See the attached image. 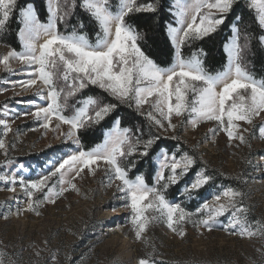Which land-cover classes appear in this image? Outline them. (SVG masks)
Instances as JSON below:
<instances>
[{
  "label": "snow or ice",
  "instance_id": "1",
  "mask_svg": "<svg viewBox=\"0 0 264 264\" xmlns=\"http://www.w3.org/2000/svg\"><path fill=\"white\" fill-rule=\"evenodd\" d=\"M46 2L44 22L32 4L17 9L18 0H0V32L5 31L15 14L21 25L18 39L22 46V50L9 51L0 58V63L10 70V60H16L30 70L26 80L10 82L11 86L18 83L27 89L36 85L37 80L46 86V92L37 93L47 102L45 106H37L35 100H29L26 102L30 106L28 111L13 115L16 118L32 115L46 130L55 120L53 131L63 135L65 140H71L77 151L68 154L53 170L37 179L0 174V183L12 192L19 184L28 200L27 207L18 209L15 214L30 211L41 215L40 209L45 203H56L69 190L79 192L74 180L85 169L95 175L103 164L108 186L114 181L120 182L116 187L125 201L124 206L130 210L129 223L135 239L152 249L138 259V264H157L155 246L145 238V233L155 224L165 225L180 237L186 235L184 226L188 223L209 232L220 227L241 238L264 235V224L257 221L254 228L248 223L249 209L243 204L246 193L240 188L229 186L216 194L211 202L203 201L195 210L167 198L168 188L179 184L190 171H194L193 178L182 191L186 199H192L214 180L206 166L195 171L198 158L193 154L177 155L171 150H160L153 183L149 184L142 173L130 176L139 159L149 156L150 150L162 138L159 134H149L145 138L141 129L137 128L134 133L131 128L121 127L120 120L116 119L102 142L84 150L80 141L81 130L99 125L124 104L144 115L150 128L175 131L173 117H184L185 123H190L193 128L202 122H215L218 128L211 130L213 136L222 130L229 143L238 140L249 144L239 122L251 125L254 118L264 113V79L256 78L249 71L246 54L253 39L264 45V34L255 37L245 30L242 36L239 25L234 24L231 38L224 45L225 66L218 71L205 66L203 49L197 48L187 57L183 54L185 47L218 31L237 0H175L176 26L167 24L174 59L167 65L158 63L144 51L145 33L128 19L134 13L157 12V2L116 0L113 5L110 0H79V6L97 25L91 37L82 31L83 24L81 30L73 27L70 32L60 28L77 8V0ZM249 7L255 11L258 26L264 32V0H250ZM42 37L45 39L40 43ZM93 86L115 102L89 95L69 104L70 98ZM145 105H149L146 113L141 111ZM0 107L4 109L2 115L8 117L7 105ZM69 107L72 110L66 114ZM63 125L68 126L66 132H61ZM0 127L4 137L12 131L7 119L0 118ZM258 131L259 137L264 139V125ZM8 147L0 138V150H4L5 156ZM11 163V160L5 161V165ZM53 177L56 178L54 181ZM36 193H43V197H37ZM10 214L3 218L8 219ZM226 214L231 218L224 223L220 218ZM56 255L52 253L53 262ZM5 257L6 253L0 250V264H13L10 257Z\"/></svg>",
  "mask_w": 264,
  "mask_h": 264
},
{
  "label": "rangeland",
  "instance_id": "2",
  "mask_svg": "<svg viewBox=\"0 0 264 264\" xmlns=\"http://www.w3.org/2000/svg\"><path fill=\"white\" fill-rule=\"evenodd\" d=\"M44 39L39 42L43 43ZM11 50L0 42V58ZM9 63L10 70L0 63V89H6L0 91V106L6 104L10 113L4 117V109L0 107V118L7 119L12 127L6 137L0 127V138L10 146L7 156L0 150V174L37 179L77 151V147L53 131L55 120L46 130L32 115L18 118L13 115L28 111L30 106L26 102L29 100H35L37 106H45L47 102L37 93L46 92V86L39 80L27 89L18 83L11 86L10 82L26 80L30 70L16 60ZM148 110L149 105H145L141 111ZM173 123L175 131L156 128L167 138L178 137L194 148L206 165L238 182L246 193L243 204L249 209L248 223L254 228L257 221L264 224V139L259 137L258 131L264 125V113L254 118L251 125L239 122L249 144L238 140L229 143L222 130L213 136L211 130L218 128L215 122H202L193 128L185 123L184 117H173ZM67 129L68 126L63 125L61 132ZM6 160L12 163L5 165ZM105 167L101 164L95 175L85 169L74 180L79 192L69 190L56 203H45L39 216L30 211L16 215L18 209L27 207L28 200L19 184L12 192L0 183V250L6 253L5 258L10 257L13 264H138V259L152 249L135 239L129 223L130 210L124 206L125 201L116 187L120 182L114 181L108 186ZM55 179L53 177V181ZM225 188L206 195L196 206L190 205L191 199H186L182 192L174 201L195 210L203 201L211 202ZM36 196L42 198L43 193ZM8 213H11L8 219H4L3 215ZM230 218V214H226L220 219L226 223ZM184 227L186 235L183 237L163 224H155L145 233V238L155 246L157 264H264V235L241 238L220 227L211 232L191 223ZM53 252L57 253L54 262Z\"/></svg>",
  "mask_w": 264,
  "mask_h": 264
},
{
  "label": "trees",
  "instance_id": "3",
  "mask_svg": "<svg viewBox=\"0 0 264 264\" xmlns=\"http://www.w3.org/2000/svg\"><path fill=\"white\" fill-rule=\"evenodd\" d=\"M77 2V8L73 10L66 22L60 24V28L62 31L66 28L70 32L73 27H76L77 30H81L80 25L83 24L82 31L86 32L91 37L96 31L97 25L79 6V0H77ZM110 2L113 5L116 4V0H110ZM138 2L158 3L157 12L134 13L131 14L128 19L140 31L145 33V39L142 42L144 51L158 63L167 65L174 59V49L167 34V24L172 23L173 26L175 25L172 7L173 0H138ZM27 4H32L36 8L41 20L46 22V0H18L17 9L22 8ZM249 4L250 1L248 0H237V3L233 6V10L228 14L225 24L220 26L218 31L210 37L195 42L191 47H185L183 49V54L187 57L197 48L203 49L205 53L203 57L205 66L212 71L221 70L223 66H225L227 55L224 45L231 38L233 31L232 26L234 24L239 25L242 36L245 30L254 34L255 37L264 34L258 26L256 13L253 9H250ZM17 20L18 17L14 14L13 18L8 22L5 31L0 32V42L11 49L22 50L21 43L18 39V28L21 25H19ZM241 43L243 44V40H241ZM249 48L250 51L246 54L249 71L256 78L264 79V45H261L257 40L253 39ZM89 95L98 96L103 100L115 102L101 90L93 86L83 90V92L79 93L77 97L70 98L69 104L72 105L76 103L77 100H82ZM71 110V107H69L66 114H69ZM116 119L120 120L121 127L131 128L134 133L137 128L141 129L145 138L149 134H159L162 137L153 146V149L150 150L149 156L139 159L136 167L131 170L130 176L142 173L145 175L149 184L153 183L156 168L155 162L159 151L171 150L176 152L177 155L183 152L195 155L198 158L195 171L206 166L208 172L214 176V180L209 185L202 188L199 193H196L193 196L189 202L190 205L196 206L200 200L206 197V195L220 189L221 187L231 186L234 188H240L238 182L227 178L219 170L211 168L201 161L194 148L188 146L181 140H173L163 136L155 126L150 128V122L144 115H141L134 108H129L124 104L119 105L118 108L99 125H93L86 130H81V147L84 150H88L95 144L102 142L104 134L113 127ZM193 175L194 171H190L188 176L179 184L170 186L167 190V198L169 200H176L181 195L184 185L192 180Z\"/></svg>",
  "mask_w": 264,
  "mask_h": 264
},
{
  "label": "bare ground",
  "instance_id": "4",
  "mask_svg": "<svg viewBox=\"0 0 264 264\" xmlns=\"http://www.w3.org/2000/svg\"><path fill=\"white\" fill-rule=\"evenodd\" d=\"M115 213H113L112 215H114ZM114 217V216H113Z\"/></svg>",
  "mask_w": 264,
  "mask_h": 264
}]
</instances>
